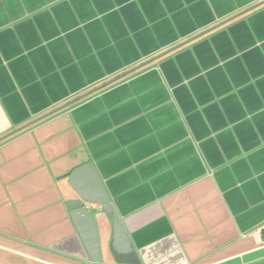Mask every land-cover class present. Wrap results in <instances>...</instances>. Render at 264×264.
<instances>
[{"label": "crops", "instance_id": "obj_1", "mask_svg": "<svg viewBox=\"0 0 264 264\" xmlns=\"http://www.w3.org/2000/svg\"><path fill=\"white\" fill-rule=\"evenodd\" d=\"M264 264V0H0V264Z\"/></svg>", "mask_w": 264, "mask_h": 264}, {"label": "water", "instance_id": "obj_2", "mask_svg": "<svg viewBox=\"0 0 264 264\" xmlns=\"http://www.w3.org/2000/svg\"><path fill=\"white\" fill-rule=\"evenodd\" d=\"M69 184L79 200L69 202L67 206L90 261L94 264L101 263V253L95 215L86 208L85 203L98 204L110 219L113 233L112 250L119 255L133 258L134 251L129 238L94 166L85 164L77 168L70 175Z\"/></svg>", "mask_w": 264, "mask_h": 264}, {"label": "built area", "instance_id": "obj_3", "mask_svg": "<svg viewBox=\"0 0 264 264\" xmlns=\"http://www.w3.org/2000/svg\"><path fill=\"white\" fill-rule=\"evenodd\" d=\"M261 229H263V230H264V225L261 227Z\"/></svg>", "mask_w": 264, "mask_h": 264}]
</instances>
